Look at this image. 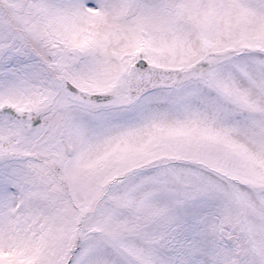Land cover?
Listing matches in <instances>:
<instances>
[{
  "label": "snow or ice",
  "instance_id": "snow-or-ice-1",
  "mask_svg": "<svg viewBox=\"0 0 264 264\" xmlns=\"http://www.w3.org/2000/svg\"><path fill=\"white\" fill-rule=\"evenodd\" d=\"M0 264H264V0H0Z\"/></svg>",
  "mask_w": 264,
  "mask_h": 264
}]
</instances>
